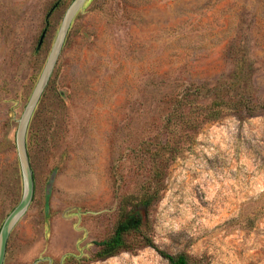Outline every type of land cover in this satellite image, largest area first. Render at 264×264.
<instances>
[{"label": "rangeland", "instance_id": "obj_1", "mask_svg": "<svg viewBox=\"0 0 264 264\" xmlns=\"http://www.w3.org/2000/svg\"><path fill=\"white\" fill-rule=\"evenodd\" d=\"M75 1L0 0V231L25 192L20 124ZM235 71L258 108L193 128L181 105ZM25 143L34 196L4 264H169L140 244L84 260L120 200L146 190L159 191L144 232L161 249L264 264V0H83Z\"/></svg>", "mask_w": 264, "mask_h": 264}, {"label": "trees", "instance_id": "obj_2", "mask_svg": "<svg viewBox=\"0 0 264 264\" xmlns=\"http://www.w3.org/2000/svg\"><path fill=\"white\" fill-rule=\"evenodd\" d=\"M246 77L248 74L244 75L235 71L224 81L219 79L211 85H196V93L193 95L195 99L183 103L180 114L182 117H189V119L194 117L192 127L195 129L204 122L218 119L226 111L253 114L258 105L246 103L241 93L245 90L242 82ZM155 173L158 174L156 170ZM158 195V190L152 192L146 190L139 198L130 195L124 196L119 202L120 216L113 232L104 239L93 241L98 246V250L92 257H87L84 260L106 259L123 251H132L137 248V244H140L156 249L167 259L169 264H191L185 253L177 255L168 253L161 249L150 235L144 232V229L149 225V209L158 199ZM73 257H75L74 254L64 256L65 259Z\"/></svg>", "mask_w": 264, "mask_h": 264}, {"label": "water", "instance_id": "obj_3", "mask_svg": "<svg viewBox=\"0 0 264 264\" xmlns=\"http://www.w3.org/2000/svg\"><path fill=\"white\" fill-rule=\"evenodd\" d=\"M83 0H76L70 9L68 10V13L66 15L62 30L60 32L59 38L56 42V45L54 46V49L50 55V58L47 62V65L45 67V70L36 86V89L33 93V96L31 98V101L27 107V110L22 118L21 124H20V129L18 132V148H19V154H20V159H21V164H22V169L24 172V177H25V192L23 195V198L21 202L15 207V209L8 215L6 218L1 231H0V264H4L5 261V256H6V251H7V245H8V240L10 233L16 223L19 221V219L24 215L26 210L28 209L33 196H34V188H35V181H34V176L33 172L31 170L29 158H28V153H27V148H26V143H25V138H26V131L27 127L32 115V112L37 104V102L40 99V96L42 92L44 91L49 77L51 75V72L53 70V67L56 63L57 57L59 55L61 46L63 44L66 31L69 25V22L75 13L76 9L78 6L81 4ZM55 9L52 8V10L49 12L48 17L52 14L53 10ZM45 37V32L42 34L40 38V42L38 44V47L42 45V42Z\"/></svg>", "mask_w": 264, "mask_h": 264}]
</instances>
